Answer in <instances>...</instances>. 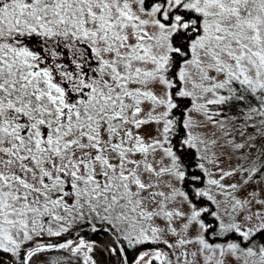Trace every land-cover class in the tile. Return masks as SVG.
<instances>
[{"label": "snow or ice", "instance_id": "snow-or-ice-1", "mask_svg": "<svg viewBox=\"0 0 264 264\" xmlns=\"http://www.w3.org/2000/svg\"><path fill=\"white\" fill-rule=\"evenodd\" d=\"M0 264H264V0H0Z\"/></svg>", "mask_w": 264, "mask_h": 264}]
</instances>
